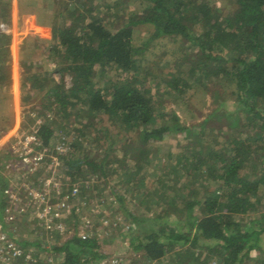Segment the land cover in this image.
Wrapping results in <instances>:
<instances>
[{
    "label": "rangeland",
    "instance_id": "obj_1",
    "mask_svg": "<svg viewBox=\"0 0 264 264\" xmlns=\"http://www.w3.org/2000/svg\"><path fill=\"white\" fill-rule=\"evenodd\" d=\"M192 1L196 4L208 1L220 17L236 7L235 0ZM147 4L146 0H19V25L14 26V34L20 32V48L14 46L15 58L9 54L10 78L6 85H0V137L18 120L28 128H33L38 119L48 120L55 129L48 143L50 151L54 152L62 133L70 144L68 152L61 156L62 166L57 176L62 185L55 190V196L66 197L74 185L79 187L72 202L76 206L63 215L68 226L66 233L46 229L33 218L31 211L15 224L39 264H58L64 252L57 246L76 234L97 238L99 252L119 255L126 264H220L224 253L211 252L212 248L206 245L212 242L213 247L216 241L201 239L197 245L192 244L195 235L192 220L202 214V209L198 202L190 210L189 201L202 199L207 189L217 188L220 183L214 173L219 165L217 159L206 156L216 150L234 156L238 152L234 140L242 138L250 152L241 172L253 178L264 173V117L241 108L238 89L226 76L206 75L192 68L198 47L189 39L175 35L153 37V24L134 23ZM14 5L15 0L0 3V20L13 22ZM187 11L194 14L195 4ZM28 13L36 16L38 24L47 25V29L40 30L42 35L34 32L35 22L25 18ZM78 14L84 17V22L98 17L112 29L127 22L132 24L133 42L143 47L137 56L138 81L145 82L156 106L168 112L167 118L177 114V121L189 130L168 132L163 139L146 142L138 137V132L127 131L120 122H112L106 113L90 116L83 103L81 107L69 104L68 115L60 110L46 90L57 83L70 88L73 73L62 69L66 64L62 55L50 51L52 28L74 23L73 18ZM192 21L190 25L195 32L206 29L201 21ZM48 26L52 37L46 34ZM36 72L38 87L32 86L30 79ZM132 74V70L115 63L97 64L92 81L106 90L112 82L125 81ZM257 109L264 114V101ZM83 156L104 162L105 172L89 164L68 171L65 163ZM50 168L48 160L33 176H46ZM252 198L255 209L234 214L244 226L264 216L263 184ZM151 232H158L164 241L171 239L168 234L172 232H189V238L173 240L163 256L150 259L144 249L135 247L140 238L134 242L132 238ZM210 253L212 258L207 262L205 257ZM245 258L243 264H264V232L259 235L258 246Z\"/></svg>",
    "mask_w": 264,
    "mask_h": 264
},
{
    "label": "trees",
    "instance_id": "obj_2",
    "mask_svg": "<svg viewBox=\"0 0 264 264\" xmlns=\"http://www.w3.org/2000/svg\"><path fill=\"white\" fill-rule=\"evenodd\" d=\"M2 2L0 0L1 5ZM146 2L148 4L144 6L141 17L133 20L134 23L153 24V37L175 35L189 39L198 47L192 68L206 75L226 76L238 89L241 108L254 110L256 115L264 117L259 109L256 110L257 105L264 101V0H235V10L223 17L213 11L208 1L201 4L191 0ZM4 4L8 5V2ZM193 4L195 13L191 15L187 10ZM73 19L74 23L55 25L52 28L53 42L50 46V51L64 58L66 64L62 69L73 73V84L65 88L57 83L46 90V95L54 98L65 115H68L69 104L77 107L83 103L87 105L89 115L106 113L112 122H120L127 131L138 132V137L146 142L163 139L168 132L184 128L189 130L177 121V114L173 113L172 118H167L168 112L156 106L145 82L138 81L140 78L135 74L138 72L137 56L143 47L133 42L134 30L130 22L112 29L98 17L84 22V17L78 14ZM191 21H201L206 29L195 32L191 28ZM9 40V34L0 33V85H6L10 78L7 68L10 59ZM111 63L132 70L134 74L125 81L112 82L106 90L93 85L95 65ZM37 73L30 76L31 85L36 87L40 86L37 85ZM178 82L176 79L175 86ZM185 84L190 85V82ZM73 98L77 100L72 101ZM38 131L46 144L55 134L48 120L40 124ZM245 142L242 138L234 140V147L238 150L234 156H226V153L216 152V149L212 154H207V159L213 157L219 163L214 172L220 181L219 186L207 189L202 199L191 200L188 204L191 210L199 202L202 209V214L192 220L195 225L192 244L197 245L201 239L205 242L216 241L213 247L212 242L206 245L212 248L211 252L218 250L224 253L220 264H243L250 250L258 246L260 233L264 232V216L246 223V226L234 217V214L255 209L256 202L252 197L258 194L259 185H264V173L253 178L241 172L250 152ZM65 164L68 171L89 164L105 172L104 162L86 156L71 159ZM188 233L172 232L168 234L171 239L164 241L158 232H151L133 237L132 242L140 238L135 247L144 249L150 259H157L167 252L173 240L188 239ZM99 247L97 238L76 234L57 246L58 250L64 252L58 264H78L105 256V253L99 252ZM211 255L205 257L207 262L212 258Z\"/></svg>",
    "mask_w": 264,
    "mask_h": 264
},
{
    "label": "built area",
    "instance_id": "obj_3",
    "mask_svg": "<svg viewBox=\"0 0 264 264\" xmlns=\"http://www.w3.org/2000/svg\"><path fill=\"white\" fill-rule=\"evenodd\" d=\"M0 33L13 35L15 27L10 21L0 20ZM41 123L38 119L33 128H28L18 120L0 138V264L37 263L35 252L15 225L25 213L31 211L33 218L46 229L64 234L68 226L63 215L76 206L72 202L79 190L77 185L66 197L55 196V190L62 185L57 176L62 166L61 156L68 151L69 143L62 133L52 153L39 134ZM48 160L52 168L46 176L34 177ZM78 264L126 263L119 255L109 254Z\"/></svg>",
    "mask_w": 264,
    "mask_h": 264
},
{
    "label": "crops",
    "instance_id": "obj_4",
    "mask_svg": "<svg viewBox=\"0 0 264 264\" xmlns=\"http://www.w3.org/2000/svg\"><path fill=\"white\" fill-rule=\"evenodd\" d=\"M18 3H19V0H15V5H14V19H13V22L14 23L11 22L15 27H16V25L17 26L19 25V23H18V20H19L18 15H19L20 11H19V8H18ZM25 18L28 21L35 22V25L32 28L34 29V32L35 33L36 32L38 33V35H42V34H40V30L42 31L45 28L47 29V25L46 26L45 25H41V24H38V22H36V16L33 13H28L25 16ZM29 30H31V29H29ZM19 34H20V32H19ZM19 34H17V36H16V34L10 35V40H9L10 43H9V46H10V58H12V59L15 58V47L14 46H18L17 47L18 50L20 48V38H21V36ZM46 34H48V35H50V37H52L51 36V29H50L49 26H48V30H47V33ZM45 36L47 37V35H45ZM48 39H50V38H48Z\"/></svg>",
    "mask_w": 264,
    "mask_h": 264
}]
</instances>
